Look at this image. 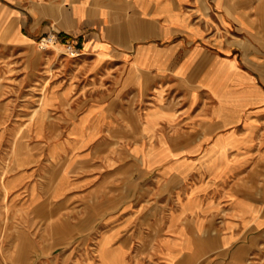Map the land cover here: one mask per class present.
Listing matches in <instances>:
<instances>
[{"label": "crops", "instance_id": "crops-1", "mask_svg": "<svg viewBox=\"0 0 264 264\" xmlns=\"http://www.w3.org/2000/svg\"><path fill=\"white\" fill-rule=\"evenodd\" d=\"M219 24L228 21L205 0H0L1 46L22 48L56 30L59 45L73 44L83 57L46 104L73 106L59 114L65 139L42 148L79 154L74 165L92 161L98 133L129 123L161 145L157 174L172 180L164 191L173 198L164 202L167 234L155 264H201L211 252L227 259L211 264H250L261 245L254 239L264 229V52L239 40L221 56ZM116 236L101 241L118 264H152Z\"/></svg>", "mask_w": 264, "mask_h": 264}, {"label": "rangeland", "instance_id": "rangeland-1", "mask_svg": "<svg viewBox=\"0 0 264 264\" xmlns=\"http://www.w3.org/2000/svg\"><path fill=\"white\" fill-rule=\"evenodd\" d=\"M3 1L28 6L35 0ZM205 2L228 21L217 25L216 52L228 56L239 40L264 52V0H223L219 8L216 0ZM41 37L22 48L0 45V264H118L104 253L101 238L110 232L136 260L158 263L156 248L167 234L162 217L170 208L164 202L173 198L164 191L172 189V180L157 174L164 162L157 156L161 145L129 123L125 131L98 133L92 161L74 165L79 154L42 148L65 135L59 114L73 106L46 104L83 57L61 41L42 49ZM134 101L128 97L127 103ZM41 127L44 134L37 135ZM105 137L111 142L100 143ZM139 201L143 208L126 210L127 202ZM255 235L261 245L250 264H264V229ZM220 256L206 253L201 264L227 260Z\"/></svg>", "mask_w": 264, "mask_h": 264}, {"label": "built area", "instance_id": "built-area-1", "mask_svg": "<svg viewBox=\"0 0 264 264\" xmlns=\"http://www.w3.org/2000/svg\"><path fill=\"white\" fill-rule=\"evenodd\" d=\"M58 34H59L58 31L52 30L49 33H47L45 36L41 37L40 47L42 49H46L50 46H55L56 44H58V42L60 41ZM63 46L66 48L67 51H69L71 53L78 52V51H76L77 50L76 46L73 44L65 43Z\"/></svg>", "mask_w": 264, "mask_h": 264}]
</instances>
